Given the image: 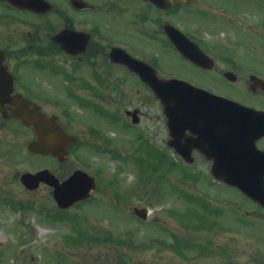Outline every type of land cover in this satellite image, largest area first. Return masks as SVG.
Masks as SVG:
<instances>
[{
  "label": "rangeland",
  "instance_id": "obj_1",
  "mask_svg": "<svg viewBox=\"0 0 264 264\" xmlns=\"http://www.w3.org/2000/svg\"><path fill=\"white\" fill-rule=\"evenodd\" d=\"M67 1L51 0L57 8L66 11L75 21H80L85 13L73 12L66 4ZM210 5H201L203 10L199 8L192 10L193 12H181L183 20L177 17L175 21L179 25L183 21L185 28L199 33L203 48L214 50L216 37L221 38L220 41L225 40L224 31L237 37L235 39L240 43L238 47L243 45L242 39L249 37L251 33L246 29L250 23L242 21V25H238L228 22L229 26L224 27L220 20H216L217 16L211 13ZM247 13L253 18V12ZM256 13L259 15V12ZM53 17L57 19V23L46 24L43 31L49 32L53 26L65 23L64 18L57 15ZM109 24V35L112 36L109 38L135 39L122 23L111 21ZM76 25L93 27L89 21L85 24L78 22ZM31 29V24L23 22L21 18L6 25L1 23L0 35L23 34ZM148 34L153 36L156 33ZM43 37L47 40L46 36ZM35 53L30 50L21 57L23 66L39 60L34 58ZM167 56L168 61L163 67L165 71L178 72L176 75L181 74L185 79L208 89L225 87L218 79L212 78L214 73L204 75L189 66L176 64L179 59L173 52ZM29 72L31 75L36 74L34 69ZM86 72L88 75L93 73L90 69H86ZM115 78L117 88L109 86L108 82V85L101 87V96L103 101H110L119 108L109 106V103L93 102L92 99L96 96L89 92L87 86L82 88L83 82H78L74 86L76 89L69 91L75 90L74 97L80 101L87 100V107L79 114L80 117L75 112L85 106H78L77 99L72 102L69 96L64 97L62 93L57 97L59 102L47 101L46 109L51 114L58 113L61 117L65 115L72 123L71 128L75 129L72 131L83 132L88 129L87 123H90L97 131L111 138L114 143L107 147L116 148L119 151L117 156L108 149L99 153L95 143L85 141L94 139L92 137L96 132L91 129V132L81 134L85 143L78 146L77 155H73L68 164L60 168L54 165L52 158L28 155L27 144L33 138L30 130L23 129V134L18 133L12 123L0 128V150L15 147L10 151L13 153L12 157L7 156V153L0 156V200L3 196H8L10 199L13 197L23 200L28 206L34 205L31 210L23 208V215L20 216L19 206L11 201L5 204L0 201V261L4 264H264V208L258 209L251 204L238 202L241 201L239 196L226 191L223 186V191L217 184L214 189L207 187L208 163L205 161H196L188 166V171L182 162L178 159L171 160L170 157L164 158L161 166L157 165L155 145L159 147L165 143L161 106L150 92L147 93V88L136 82L135 85L125 87V97L120 96L122 84L126 85V81L118 76ZM238 85L242 84L239 82ZM133 88H140V94H134ZM129 108L138 109L146 116L142 120L144 127L141 128L147 129L150 136L144 141L152 144H138L133 139L136 138V129L128 134L124 131L122 133L121 127L124 130L127 128L120 123V111ZM66 109L67 113H63ZM15 145L23 149V156L14 157L20 152ZM140 161L144 168L154 166L159 179L150 177V182L145 179L143 187L140 186L141 183H137L141 179L139 172H142ZM173 161L175 166L171 167ZM45 167L62 177L64 174L67 177L69 170L71 173L76 169H85L95 174L99 187L94 193V200L73 207L69 212L76 213V216L71 217L70 213L59 212L55 208V201L47 187L27 190L17 185L12 174L15 170L24 173ZM193 172H197L196 175ZM115 175H119L118 179L114 178L117 187L111 185ZM122 195L121 203L116 205L117 197ZM135 207L149 209L151 215L142 220L133 214ZM242 210L251 211L250 218L259 220H247L236 213ZM101 233H106L107 236L111 234L113 237H105L106 239L99 241L89 239L85 243L73 241V237L78 234L90 235L88 237L91 238L92 234L102 236ZM202 247H205L203 252Z\"/></svg>",
  "mask_w": 264,
  "mask_h": 264
},
{
  "label": "flooded vegetation",
  "instance_id": "obj_2",
  "mask_svg": "<svg viewBox=\"0 0 264 264\" xmlns=\"http://www.w3.org/2000/svg\"><path fill=\"white\" fill-rule=\"evenodd\" d=\"M46 1H49L52 7H44L45 9L35 12L30 9L17 8L0 0V24L6 25L10 21L22 18L23 22L31 24L33 28L23 34L7 33L0 35V96L15 94L25 96L35 101L48 113L47 101L59 102L57 97L61 93L64 97L76 96L75 90H69L75 88L74 86L78 82H83L82 88L87 86L93 96L103 97L101 96V87L108 85V82H110L109 86H115L117 81L115 77L117 76L126 81V85L122 84L120 96L125 97V87L130 84L135 85V82L147 88L148 94H152V91L137 73L135 71L133 73L123 62L134 59V63L145 67L144 64H140L142 61L154 67L160 76H166L170 72L165 71L163 67L168 61L167 55L173 52L179 59L176 64L189 66L204 75L208 72L214 73V76L211 75L212 78L218 79L225 86L215 89L216 93L228 96L247 106L264 110V88L258 86L254 89L253 87V82L264 81V0H184L183 2L167 0L164 7L157 6L159 4L152 0H76L78 3L75 0H68L66 4L73 12L85 13L80 21H75L66 11L57 8L51 0ZM41 4L43 5V3ZM201 5H210L211 13L217 16L216 20H220L224 27L229 26L228 22L238 25H242V21L249 22L250 25L246 29L251 33L249 37L242 39L243 45L238 47L240 43L235 39L237 37L230 36L224 31L225 40L220 41L221 38L216 37L214 50L203 48L200 44L199 33L185 28L183 21H180V25L176 23L177 17L184 18L180 15L181 12H190L199 8L203 10ZM207 12H209L208 9ZM247 12H253V18ZM256 12H259V15ZM54 15L64 18L65 23L57 27L53 26L49 32L43 31L46 24L57 23ZM72 21L76 24L78 22L85 24L89 21L93 27H79ZM111 21L122 23L135 39L109 38L111 36L109 35L111 29L109 23ZM168 23L175 25L191 40L199 42L198 44L203 51L212 58L210 67L197 66L182 56L165 32V26ZM106 29L108 31H105ZM150 32L156 34L152 36L148 34ZM43 35L47 37V40L44 39ZM113 47L121 49V54L126 61L122 62L116 57H111ZM30 50L36 52L34 58L39 60H34V62L23 66L21 57L28 54ZM32 69L36 71L35 75H31L29 72ZM86 69L92 70L93 73L88 75ZM176 74L178 72L171 75L184 78L182 75ZM239 82L242 85H238ZM133 93L139 95L140 88H133ZM114 99L117 101L115 97ZM117 104L119 105V102ZM8 106L5 105L6 108ZM134 111L133 113L126 111V113L131 114L135 119V113L140 110L134 109ZM2 112L3 108L0 106V128H3L2 126L8 122H12L15 125L14 130L23 134V124L17 120L12 121L13 119L9 121L10 119L3 117ZM63 112L67 113V109ZM140 113L142 112H139V125L146 117ZM62 124L70 133H77L78 131L79 134H83V132H89L88 126V129L83 132L72 131L75 129L71 128L72 123L66 118ZM137 132L135 141L150 137L148 130L140 128V126L137 127ZM168 136L169 130L165 125L164 141ZM256 143L260 149L264 150V136L259 138ZM18 148L21 152L22 148L19 145ZM1 149V157L6 153L7 156L12 157L11 154L13 153L10 150L5 147ZM20 152L16 157L23 156V153ZM194 155L196 160L204 161L202 154L195 152ZM210 171L208 166L206 175ZM12 174L17 185L23 187L20 180L23 172L15 170ZM42 186L50 189L46 185ZM223 187L226 191L237 194L241 199L238 202L251 204L258 209L262 207L239 189L226 185ZM2 203L5 204L6 202ZM17 206L23 207V200L19 201ZM236 213L247 220H259L250 218L252 214L248 210L236 211ZM0 264H4V262L0 261Z\"/></svg>",
  "mask_w": 264,
  "mask_h": 264
},
{
  "label": "water",
  "instance_id": "obj_3",
  "mask_svg": "<svg viewBox=\"0 0 264 264\" xmlns=\"http://www.w3.org/2000/svg\"><path fill=\"white\" fill-rule=\"evenodd\" d=\"M13 1L15 3H19L20 5H23V2H28V0ZM154 1H156L157 3H161L159 2L160 0ZM187 54L191 56L188 51ZM157 84H162L159 86L154 85L153 87H155L154 89L157 91L158 97L164 104L165 111L170 118L173 128L175 129V137L172 140V145L178 152L183 151L184 147L188 148L192 145L198 146L203 143L205 145H208L207 143H205L206 141L200 140L196 137H190L186 146L185 143H183V137L180 136V130L183 128L182 121L184 119L181 114L183 112H186V106H193L194 110H196L197 106L206 105L204 100L207 101V99H211L214 104L216 102H222V104L227 105L226 109L230 112L242 113V122L245 121L248 110L244 109L236 103L223 98L214 97L210 94L207 95L202 90H199L198 88L179 80H169ZM201 98L203 100H200ZM5 99L9 100V97ZM10 100L12 102H15L16 104V109L13 111L12 115L16 118H20L26 125L32 126L37 133V140L31 143L29 146L30 151L32 153L53 154L56 155L60 160H62L63 156L68 153L69 147L75 138L65 135L61 128L57 125L55 118H47L37 107H31V104L28 100L15 97L10 98ZM203 112L207 113L210 111L206 110ZM200 113L201 111L197 112V114ZM255 126H258V124H256ZM195 127L196 129L200 128L198 126L187 124L184 129H192L197 132ZM211 158L213 160L212 168L214 175L218 179H222L227 183L235 184L232 180L234 178L233 175L227 173L225 174L222 169L223 167L226 169H236L238 167V165H235L233 157L230 159L229 157L211 156ZM258 167L262 168L263 166L259 165ZM239 168L244 169L245 167L240 166ZM261 176L262 175L260 173L258 181L261 183L257 184L258 190L244 191L245 193H247L246 191H248V195L259 201L261 204H264V180L262 182ZM40 181H44L55 188L54 197L57 200L58 204L62 207H70L76 200L87 197L88 191L92 187H94L93 179L81 171L76 172L70 179L62 184H60L58 180L55 179L46 170L41 171L35 175L25 174L23 176V183L31 189L37 187ZM135 213L141 217H145L143 212L138 209H135Z\"/></svg>",
  "mask_w": 264,
  "mask_h": 264
}]
</instances>
